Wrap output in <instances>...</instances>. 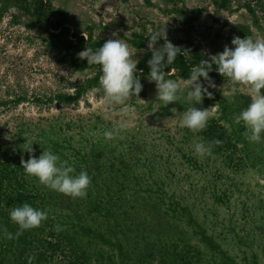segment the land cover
Masks as SVG:
<instances>
[{
    "label": "rangeland",
    "instance_id": "obj_1",
    "mask_svg": "<svg viewBox=\"0 0 264 264\" xmlns=\"http://www.w3.org/2000/svg\"><path fill=\"white\" fill-rule=\"evenodd\" d=\"M50 1L68 36L34 16L30 0H0V159L13 164L12 178L24 187L0 191V264H28L32 255V264H264V137L250 143L235 123L250 103L247 92L214 71L211 98L193 106L215 105V113L196 133L179 126L190 106L186 92L164 107L150 77L139 78L129 127L106 140L104 132L121 123L118 108L92 93V65L67 44L72 33L94 50L122 39L139 62L151 57L150 35L164 31L173 45L188 40L207 60L231 47L241 28L264 39V0ZM170 73L184 88L186 79ZM201 140L223 143L200 157L194 145ZM26 141L34 157L51 149L77 174L86 171L87 196L73 199L27 176L20 165L29 158ZM24 203L48 218L8 240L3 230H18L9 213ZM41 253L50 260H39Z\"/></svg>",
    "mask_w": 264,
    "mask_h": 264
},
{
    "label": "clouds",
    "instance_id": "obj_2",
    "mask_svg": "<svg viewBox=\"0 0 264 264\" xmlns=\"http://www.w3.org/2000/svg\"><path fill=\"white\" fill-rule=\"evenodd\" d=\"M159 40H164L162 46L155 47ZM147 48L151 51V59L147 66L150 69L149 82L155 83L156 100L162 106L167 107L170 103L181 99L178 94L186 92L185 101L190 105L179 120V126L192 132H201L209 120L214 116L215 105L209 108H197L193 105L201 104L205 96L211 98L209 87H214L209 73L215 66V71L226 78L234 88L241 86L250 97V103L237 115L235 123L242 125L245 131L243 136L250 143H259L264 137V39H253L251 36H234L231 47L225 45L222 52L209 56L207 60H201L197 65L190 68L189 76L184 80V88L176 80L166 78L171 75L165 69L172 65L179 54H186L183 50L173 45L163 35L156 32L148 38ZM137 51H134L122 39L109 38L102 46L93 51L92 48L78 53L81 60H87L88 65H97L99 68L98 86L92 89L93 94H99L106 108L117 109V115L121 123L113 130L105 131L106 140H112L126 131L129 124L126 118L133 113L129 105L132 97H138L143 85L137 75L138 61L133 59ZM142 71V70H141ZM205 81V87L200 81ZM223 142L201 140L194 145L195 153L200 156H211L214 146ZM33 143L27 141L22 145V150L29 154L27 161L21 157L20 165L24 173L34 178L39 186L62 194L64 196L85 198L87 190L91 186V177L84 170L78 174L73 165L67 160L54 154L51 149L42 151L36 158L32 155ZM10 221L17 226L15 235L7 228L3 230L4 237L8 240L18 238L24 231L32 230L41 226L47 220L48 214L24 203L22 206L12 208L9 213ZM59 232L63 229L57 225L54 228ZM35 256L28 257V264H32Z\"/></svg>",
    "mask_w": 264,
    "mask_h": 264
},
{
    "label": "trees",
    "instance_id": "obj_3",
    "mask_svg": "<svg viewBox=\"0 0 264 264\" xmlns=\"http://www.w3.org/2000/svg\"><path fill=\"white\" fill-rule=\"evenodd\" d=\"M32 3V12L33 15L36 16L38 19H44L46 23L48 24V28L52 31H62L65 36L69 35V30L66 27H63L64 23L60 20L52 19L53 15V7L51 5L50 0H30ZM74 39V41H67L68 48L73 54L80 53L81 51L85 50V48H89L84 37L80 36L77 33H72L71 35ZM248 37L250 36V32L247 28H241L240 29V35L239 37ZM178 47H180L183 50H187V53L179 54L174 61L172 65L168 66V69H165V71H168L169 73L174 71L175 74L182 78L187 79L190 73V68L192 66L197 65L201 60L202 56L199 52H197L191 45L190 41L184 40L177 43ZM93 51H95L93 49ZM151 57H146L141 60H139L137 64V75L139 78H145L148 76L150 69L147 66L148 60H150ZM94 69V73L96 76L95 80V86H98V80H99V68L97 65H92ZM142 70V71H141ZM215 66H213V70L209 73V77L214 75ZM12 175H14V166L11 162L8 160L0 159V191H13L15 193H18V191L22 190L23 192L24 187H18L20 186L19 181L16 180V178H12ZM16 187V188H15ZM18 202H24L21 195L17 198ZM47 259L50 260V257L44 255L41 253L39 255V260ZM68 264H77L76 260L74 258H71L68 260ZM2 262V260H0Z\"/></svg>",
    "mask_w": 264,
    "mask_h": 264
}]
</instances>
